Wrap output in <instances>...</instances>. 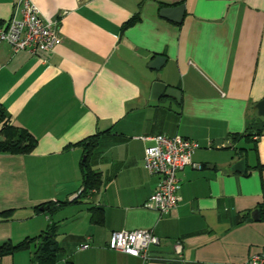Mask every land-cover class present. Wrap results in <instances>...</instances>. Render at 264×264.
I'll list each match as a JSON object with an SVG mask.
<instances>
[{
  "label": "crops",
  "instance_id": "obj_1",
  "mask_svg": "<svg viewBox=\"0 0 264 264\" xmlns=\"http://www.w3.org/2000/svg\"><path fill=\"white\" fill-rule=\"evenodd\" d=\"M17 1L0 0V24ZM29 1L58 21L61 42L35 57L0 43V104L7 123L36 141L27 155H0V212L13 210L0 218V241L16 243L55 223L56 264H245L264 251V222L250 217L264 203V127L257 138L231 137L264 123L254 109L264 98V0ZM177 5L179 24L159 17ZM155 56L164 62L152 71ZM156 81L179 90V102L150 103ZM105 131L89 159L98 190L52 215L34 213L78 197L82 151L67 146ZM156 135L198 144L191 162L200 169L176 173L179 200L165 215L144 207L159 179L142 168L151 143L140 138ZM239 160L245 171L231 172ZM90 208L100 224L90 222ZM246 212L250 220L237 224ZM133 230L158 238L145 261L106 248L110 233ZM28 258L21 252L0 264Z\"/></svg>",
  "mask_w": 264,
  "mask_h": 264
},
{
  "label": "built area",
  "instance_id": "obj_2",
  "mask_svg": "<svg viewBox=\"0 0 264 264\" xmlns=\"http://www.w3.org/2000/svg\"><path fill=\"white\" fill-rule=\"evenodd\" d=\"M57 23V20L43 18L29 0H18L9 20L0 24V43L5 44L12 54L25 52L33 57L40 56L60 44ZM140 140L151 143L143 150L142 168L159 179L144 207L160 215L168 214L179 200L176 173L185 167L200 169L191 162L198 144L179 136L156 135ZM156 245L158 238L150 230L116 231L110 233L106 241L108 250L142 261L148 259V249ZM84 249H87L86 245L78 247V250ZM245 264H264V251L250 256Z\"/></svg>",
  "mask_w": 264,
  "mask_h": 264
},
{
  "label": "trees",
  "instance_id": "obj_3",
  "mask_svg": "<svg viewBox=\"0 0 264 264\" xmlns=\"http://www.w3.org/2000/svg\"><path fill=\"white\" fill-rule=\"evenodd\" d=\"M138 20V16L134 15L129 20H127L122 26L123 31L127 27L133 25ZM8 114L6 113L3 106L0 104V155H27L35 147V139L24 129H20L11 126L7 123ZM264 127V123L248 124L246 127V133L242 136H231L233 138H245L250 140L251 137L257 138ZM108 131L95 134L90 137H86L82 141H79L70 147H79L82 151V157L78 163V170L80 174V186L81 192L77 198L72 201H62V202H47L33 207L34 213H39V208H44V213L48 216L55 213L59 208L70 204L77 203L79 199L84 198L91 191L98 190L100 186V175L92 170L89 159L92 150L95 148L97 143V138L99 135L107 133ZM254 143V142H252ZM254 150V149H253ZM259 213V220L264 222V203L262 202L256 208ZM90 222L94 224H100L102 220L101 213L98 209L90 208ZM13 213L12 209L1 211L0 218L2 221L8 220ZM248 219V212L242 215L240 224ZM57 235V225L55 223H49L46 227L34 237H25L22 240L11 243L10 241L0 242V258L6 256H12L17 253L29 252L28 264H56L60 256V248L55 240ZM65 264H70L66 262Z\"/></svg>",
  "mask_w": 264,
  "mask_h": 264
},
{
  "label": "water",
  "instance_id": "obj_4",
  "mask_svg": "<svg viewBox=\"0 0 264 264\" xmlns=\"http://www.w3.org/2000/svg\"><path fill=\"white\" fill-rule=\"evenodd\" d=\"M158 15L162 19H165L175 24H179L183 16V6L177 5L175 7L161 8L158 12ZM163 62V57L155 56L147 64V68L152 71H157ZM161 99H173L176 103H178L180 100V91L172 87H167L161 82H153L150 86L149 100L155 102ZM254 109L258 117L264 118V98L254 105ZM229 170L235 173H243L245 171L244 160L237 161L229 168ZM80 192L78 194H80ZM75 197L76 195H73V197L68 199V201L72 200V198L75 199ZM43 210L44 208H39V212H42ZM250 217L252 220L257 221L259 218L258 211H252L250 213Z\"/></svg>",
  "mask_w": 264,
  "mask_h": 264
},
{
  "label": "rangeland",
  "instance_id": "obj_5",
  "mask_svg": "<svg viewBox=\"0 0 264 264\" xmlns=\"http://www.w3.org/2000/svg\"><path fill=\"white\" fill-rule=\"evenodd\" d=\"M157 101H150V103H156ZM238 147H246L245 145H244V143L242 142V141H240L239 143H238ZM249 155H250V153H249ZM81 157H82V155H81ZM250 157V156H249ZM0 242H2V241H0Z\"/></svg>",
  "mask_w": 264,
  "mask_h": 264
}]
</instances>
